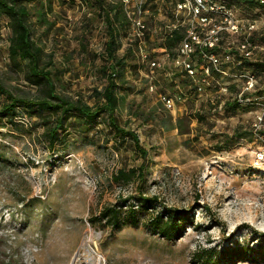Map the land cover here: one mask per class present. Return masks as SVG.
I'll return each mask as SVG.
<instances>
[{
  "label": "rangeland",
  "instance_id": "obj_1",
  "mask_svg": "<svg viewBox=\"0 0 264 264\" xmlns=\"http://www.w3.org/2000/svg\"><path fill=\"white\" fill-rule=\"evenodd\" d=\"M222 3L240 19L237 31L223 21L224 14L210 21L221 26V78L235 93L244 73L254 69L227 55L248 36L255 46L248 60L264 61V7L244 0ZM145 9L142 42L132 23L118 36V53H128L113 116L137 134L146 154L130 135L114 131L108 111L85 131L74 116L67 117L51 146L47 129L54 115L17 106V115L4 118L0 126V264H70L73 258V264H264L259 247L264 243V159L256 158L264 140L252 127L260 107L224 104L227 96L222 94L211 104L214 90L192 93L176 65V46H165L164 27L172 21H148V0ZM38 10L37 3L33 37L53 52L56 90L94 103L93 88L106 83L97 68L105 62L107 39L97 5L92 0H53L49 21L42 26L36 21ZM9 32V17L2 14L0 80L18 96H43L45 83L29 77L26 60L9 58ZM256 74L253 95L264 85V74ZM175 94L187 98L175 107L165 105L162 96ZM4 101L0 94V105ZM153 109L170 113L173 123L190 117V132L160 126L151 118ZM140 165L141 176L115 178L119 169ZM152 196L156 200L149 202ZM104 208L118 211L117 226L100 218ZM163 213L185 215L179 238H164L152 228L151 219ZM87 238L88 263L81 248ZM236 244L249 245L252 252L233 263L223 260L221 252Z\"/></svg>",
  "mask_w": 264,
  "mask_h": 264
},
{
  "label": "trees",
  "instance_id": "obj_2",
  "mask_svg": "<svg viewBox=\"0 0 264 264\" xmlns=\"http://www.w3.org/2000/svg\"><path fill=\"white\" fill-rule=\"evenodd\" d=\"M244 1L257 4L255 0ZM30 2L34 3L30 5ZM52 2L53 0H0V15L4 14L9 17V58L13 60L18 58L26 60L29 77L35 80H41L45 83L43 96L26 97L14 94L11 90L6 88L0 80V94L5 97V101L0 105V126L1 120L4 118L12 119L17 115V106H22L28 111L36 110L42 112L46 110L54 115L52 123L47 129L48 144L52 146L57 140V130L65 127L64 120L67 117L74 116L76 123L79 125V129L85 131L97 117L104 111H108L107 122L114 131L121 137L130 135L137 150L146 154V150L138 143L139 139L137 134L133 131L124 129L113 116V112L118 106L117 86L118 82L122 81L125 77L126 57L128 53H118V36L121 33V29L129 27L131 23L127 19L122 2L120 0H92V2L97 5V15L101 17L104 23L107 35L104 46L105 62L97 67L98 72H101L106 78V83L100 89L93 88L92 97L94 98V103L92 104L84 100L81 95H77L74 98L56 90L52 78V72L57 70L53 61V52H46L44 47L33 37L32 16L33 13H35L34 9H36L37 3L39 4V10L36 12V21L39 26H42L45 22L49 21L46 14L51 9ZM51 27V23L46 25L44 31L48 32ZM183 30L184 27L179 26L166 32L165 46L167 48L177 46L183 37ZM173 54L175 55L176 53ZM239 57L240 55H237L236 58ZM44 58H47V60L43 61ZM241 59L242 63L248 66V68H253L260 74L264 73V61ZM231 93L230 91L228 95L222 94V98L226 96L229 97H226V100L223 102L224 104L228 102L231 106L236 107L238 103L232 98L234 93ZM258 94L264 95V85L263 89H261ZM215 95L216 97L214 99H209L211 104H217L221 99L219 93ZM150 115L151 118L155 119L162 127H176L179 133L190 132V117L188 116L177 117L176 121L173 123L170 113L163 112L160 114L158 112L156 113V109H153ZM259 132L264 134V130H259ZM141 170L142 165L137 168H130L127 171L119 169L115 178H124L128 180L134 174H136V176H141ZM147 199L149 202L156 200L153 196ZM100 214V218H105L111 226L114 227L118 225V211L115 208H104ZM184 216V214L163 213L151 219V226L164 238H179L184 231V224L182 222ZM259 247L262 249L260 257H264V243H261ZM250 252H252L251 246L236 244L222 251L220 257H222L223 260H227L229 263H233L246 258Z\"/></svg>",
  "mask_w": 264,
  "mask_h": 264
},
{
  "label": "built area",
  "instance_id": "obj_3",
  "mask_svg": "<svg viewBox=\"0 0 264 264\" xmlns=\"http://www.w3.org/2000/svg\"><path fill=\"white\" fill-rule=\"evenodd\" d=\"M127 19L136 27V39L142 42L145 36L144 19L145 2L147 0H120ZM241 1V0H240ZM257 5L264 7V0H255ZM224 14V20L228 21L231 30L237 31L238 25L231 9H226L222 0H148V21H172L165 25V34L170 30L183 26L184 33L180 42L176 46V65L182 75L192 85V93L201 96L207 89L214 90L219 94H230V83L222 80L225 72L217 48L221 35V26L210 21H216L214 15ZM244 21H256V19L246 18ZM254 27L253 23L248 25V29ZM149 31V30H148ZM149 33V32H148ZM141 45V43H140ZM139 45V47H140ZM236 52L227 55L234 57L238 64L242 59H250L254 53L255 46L250 37H245L238 41ZM240 55L239 58H236ZM236 56V57H235ZM146 57V54H143ZM149 58V56H148ZM151 65H156L155 60H150ZM257 72L246 71L244 73L243 85L233 95V99L241 105H259L260 111L253 119L252 127L254 133L262 140L263 135L259 130H264V95H253L256 90ZM264 74V73H263ZM190 94V93H189ZM187 95L162 96V100L168 107H175L179 100L184 101ZM257 160L264 159V146L256 152ZM256 160V161H257Z\"/></svg>",
  "mask_w": 264,
  "mask_h": 264
},
{
  "label": "bare ground",
  "instance_id": "obj_4",
  "mask_svg": "<svg viewBox=\"0 0 264 264\" xmlns=\"http://www.w3.org/2000/svg\"><path fill=\"white\" fill-rule=\"evenodd\" d=\"M89 241L90 239H85L82 244H81V248H82V257L85 259V261L88 263L90 257H91V250L89 248ZM74 262V258L72 259V261L70 262V264H73ZM89 264V263H88Z\"/></svg>",
  "mask_w": 264,
  "mask_h": 264
}]
</instances>
